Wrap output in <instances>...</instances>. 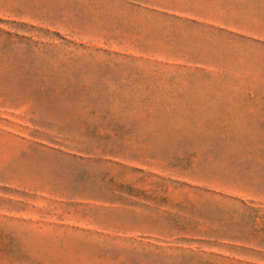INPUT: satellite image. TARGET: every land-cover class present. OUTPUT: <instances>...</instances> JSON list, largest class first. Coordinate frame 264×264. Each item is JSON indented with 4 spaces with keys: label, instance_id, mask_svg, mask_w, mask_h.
<instances>
[{
    "label": "rangeland",
    "instance_id": "rangeland-1",
    "mask_svg": "<svg viewBox=\"0 0 264 264\" xmlns=\"http://www.w3.org/2000/svg\"><path fill=\"white\" fill-rule=\"evenodd\" d=\"M0 264H264V0H0Z\"/></svg>",
    "mask_w": 264,
    "mask_h": 264
}]
</instances>
